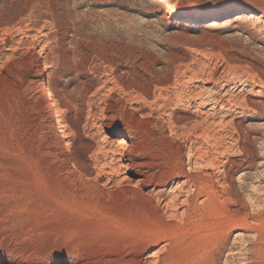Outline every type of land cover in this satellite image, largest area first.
I'll list each match as a JSON object with an SVG mask.
<instances>
[{"label": "rangeland", "instance_id": "374dc122", "mask_svg": "<svg viewBox=\"0 0 264 264\" xmlns=\"http://www.w3.org/2000/svg\"><path fill=\"white\" fill-rule=\"evenodd\" d=\"M38 63L66 137L37 93ZM191 114L213 120L221 153ZM120 145L140 172L177 156L193 172L231 169L238 198L225 206L259 210L255 231L233 228L218 252L203 235L226 208L200 231L171 221L153 183L119 165ZM153 252L158 264H264V0H0V264H147Z\"/></svg>", "mask_w": 264, "mask_h": 264}, {"label": "bare ground", "instance_id": "6f19581e", "mask_svg": "<svg viewBox=\"0 0 264 264\" xmlns=\"http://www.w3.org/2000/svg\"><path fill=\"white\" fill-rule=\"evenodd\" d=\"M235 11V10H234ZM223 17L227 15V12H224ZM258 14L255 12L250 11H244L240 14H237V19L241 21H251L256 22L258 21L259 17ZM32 28V27H31ZM48 33V32H47ZM44 34V33H43ZM36 72L40 75L39 84L37 88V93L39 94V97L41 100L44 101V108L47 113V116L50 119H53V126L56 133L62 132L63 136L64 134V128H62V119L59 117V107H55L54 100L50 96L51 92H48L46 89V84L44 82V76L42 72V68L40 64L38 63L36 66ZM116 77V76H115ZM120 80V79H119ZM227 80V79H226ZM261 83V82H260ZM115 84V83H114ZM125 84V83H124ZM109 86V85H108ZM223 86V85H222ZM120 89V88H119ZM99 91V90H98ZM124 91V90H123ZM126 91V90H125ZM91 92V91H90ZM93 92V91H92ZM161 92V91H160ZM175 92V91H174ZM200 92V91H199ZM204 92V91H203ZM122 93V92H121ZM126 94V93H125ZM175 94V93H174ZM202 94V91L198 94H195L192 98H198ZM227 94V93H226ZM89 95V94H88ZM130 95V94H129ZM149 95V94H148ZM177 96V95H176ZM122 97V96H121ZM129 97V96H128ZM233 97V96H232ZM178 100H182V96L178 95ZM92 99V98H91ZM131 101H127L128 108L130 111L138 112L140 110V107H138L134 102L132 96L130 98ZM174 100V99H173ZM212 100V99H211ZM234 100V99H233ZM237 100V99H236ZM160 101V100H159ZM194 101V100H193ZM235 101V100H234ZM155 102V101H154ZM203 102V101H202ZM211 102V101H210ZM252 102V101H251ZM57 103V102H56ZM153 103V102H152ZM167 103V102H166ZM239 103V102H238ZM86 104V103H85ZM163 104V103H162ZM178 104V103H177ZM237 105V102H235ZM157 105V104H156ZM188 105V104H187ZM231 105V104H230ZM249 105V104H248ZM91 106V105H90ZM161 106V105H160ZM198 106H202V103H198ZM213 106V105H212ZM223 106V105H222ZM233 106V105H232ZM246 106V105H245ZM178 107V106H177ZM197 108V107H196ZM223 108V107H222ZM157 109V108H156ZM229 109V108H228ZM142 110V109H141ZM226 110V109H225ZM154 111V110H153ZM151 111V112H153ZM195 112V111H194ZM197 112V111H196ZM226 113V112H225ZM200 114V113H199ZM143 115V114H142ZM153 114H148L149 117H152ZM147 116V117H148ZM211 116V115H210ZM214 116V115H213ZM212 117V116H211ZM192 118V119H191ZM221 118L223 119L224 116L221 115ZM190 119L193 121L192 127L194 130L197 128L199 129V133L196 134L199 136H204L208 140H213L214 143H216V152L219 153L220 149L223 146V144L226 142L221 141V134L214 132L212 130V126L214 122L210 121V118L208 115L205 117L198 116V114H191ZM97 120V119H96ZM231 120V119H230ZM87 121V120H86ZM232 121V120H231ZM66 122V121H65ZM219 122V121H218ZM233 122V121H232ZM98 123V122H97ZM223 123V122H222ZM226 123V122H225ZM220 126L221 122H219ZM231 124V123H230ZM99 125V124H98ZM170 133L172 136L178 133L179 126L174 125H168ZM233 127V126H232ZM186 128V127H185ZM214 128V127H213ZM223 128V127H222ZM98 130V129H97ZM217 130V129H216ZM219 130V129H218ZM181 131V130H180ZM228 131V129H227ZM230 131V129H229ZM99 132V131H98ZM193 132V131H192ZM235 132V131H234ZM189 133V132H188ZM194 133V132H193ZM227 133V132H226ZM185 134V133H184ZM191 135V134H190ZM184 136V135H183ZM227 136V135H226ZM198 137V136H197ZM195 138V137H194ZM233 139V138H232ZM68 140V139H67ZM115 140V139H114ZM111 141V140H109ZM113 141V140H112ZM120 141V140H119ZM125 140L120 141V143H124ZM122 143V145H123ZM211 143V142H210ZM212 143V144H214ZM191 144V143H190ZM209 145V144H208ZM119 146V145H118ZM121 146V145H120ZM201 146V145H200ZM215 146V145H213ZM72 144L71 142H67V149H71ZM228 147V146H227ZM189 148V147H188ZM209 148V147H208ZM111 149V148H110ZM243 149V148H242ZM124 147L121 146L118 148V150H114V155L118 154L120 156L119 158V165L121 167H126L127 169H135L137 172L138 166L141 164H136L134 162H131V160H127L124 158ZM113 151V150H112ZM221 153V152H220ZM188 154V153H187ZM209 155L208 152H202V150L199 147L194 148L191 150V153L189 152V161L192 157L195 158V164L201 165L202 159ZM212 155V154H211ZM208 160L211 164H215V159L213 156H208ZM182 158V157H181ZM180 157H174L172 158V163L169 166H164L161 170L156 172H149L148 170L144 172H140L138 175L139 177L136 180V184H152V187L146 192L147 196H150L152 198L156 197V204L154 207L156 209L163 208L164 214H166L167 218H169L173 222H181L184 223L186 226H192V229H198L203 227L202 225L208 226L206 221L203 220L204 215L207 213H213L212 216H216V214L219 213L220 208L223 209L226 208L225 204H227L229 201H234V198H238V195L235 191L232 189V180L234 176V171L231 169L226 170L223 169L220 170V166H217L219 172H223V176L220 178L218 176H214L213 173L208 171H200V172H193L191 170V167L188 169L184 166V161ZM171 159V158H170ZM74 160V164H78L76 159ZM207 160V161H208ZM169 161V160H168ZM118 163V162H117ZM168 163V162H167ZM235 163V162H234ZM246 163V162H245ZM116 164V163H115ZM114 165V163H113ZM166 165V164H165ZM189 165V164H188ZM238 165V164H237ZM244 166V165H243ZM196 167V166H195ZM246 167V166H245ZM244 167V168H245ZM106 167H104L105 169ZM150 168V167H149ZM148 168V169H149ZM239 168V167H238ZM110 169V168H109ZM111 169L113 167L111 166ZM110 169V170H111ZM103 170V169H102ZM115 170L116 167H115ZM195 170V169H194ZM108 171V170H106ZM114 171V170H113ZM115 172V171H114ZM80 173V172H79ZM111 173V171H110ZM216 173V172H214ZM84 174L86 175V180L93 179L91 174H87L86 171H84ZM83 174V175H84ZM221 174V173H220ZM78 175V174H77ZM221 176V175H220ZM127 177L123 176L122 179H126ZM123 181V180H122ZM167 181H169L170 186L168 187ZM154 196V197H153ZM227 202V203H226ZM236 203V202H235ZM240 203V202H239ZM258 204V203H257ZM247 208H245L244 205H241L240 207L232 206L231 208H226L224 211V218L220 220L218 218L219 222L218 224L210 229V232L207 235H203L204 238L211 239L210 242H213L216 244V242L220 241L218 252H222V250L225 248L226 243V236L229 234V232L236 227L243 228V229H249L254 230V226L252 223H250V219L257 220L259 214V210H257L254 214H250L246 211ZM215 214V215H214ZM160 215V214H159ZM163 215V214H162ZM210 214H208L209 216ZM163 217V216H162ZM218 217V216H217ZM213 218V217H211ZM216 219V218H215ZM180 224V225H182ZM172 225V224H171ZM171 225H168L171 227ZM174 225V224H173ZM184 225V226H185ZM177 226V225H176ZM169 227V228H170ZM182 227V226H181ZM185 228V227H184ZM187 228V227H186ZM185 228V229H186ZM190 230V227L187 228V230ZM181 230V229H179ZM199 230V229H198ZM196 232H199V231ZM204 231V230H203ZM174 232V231H173ZM182 232V231H181ZM168 233V232H167ZM194 233V232H193ZM252 233V232H251ZM254 233V232H253ZM176 234V233H175ZM186 235V233H183V235ZM201 234V233H200ZM182 235V234H181ZM169 238V237H168ZM196 239V238H195ZM208 239V240H209ZM167 240V239H165ZM200 240V238H199ZM205 240V239H204ZM170 241V240H168ZM175 241V240H174ZM201 241V240H200ZM205 242V241H203ZM207 243V244H210ZM166 241L162 243L161 250L166 247ZM173 244V243H172ZM212 246V245H211ZM216 247V246H215ZM214 247V248H215ZM212 249V248H211ZM210 250V249H209ZM214 251V250H213ZM195 252V251H194ZM207 253V251H206ZM213 253V252H212ZM211 253H209L210 255ZM199 255V254H198ZM208 255V254H207ZM201 256H203L201 254ZM219 257V256H218ZM147 264H158L159 261V255L155 252L151 253L148 257H146ZM197 258V257H196ZM219 259V258H218ZM188 261V260H186ZM199 261V260H198ZM217 254L214 258L213 264H217ZM164 263V262H163ZM166 263V262H165ZM169 263V262H168ZM183 263V262H182ZM200 263V262H199ZM208 264V263H205ZM219 264V263H218Z\"/></svg>", "mask_w": 264, "mask_h": 264}]
</instances>
